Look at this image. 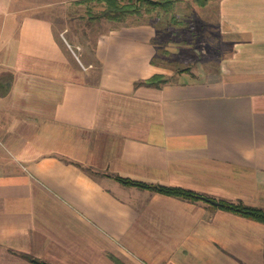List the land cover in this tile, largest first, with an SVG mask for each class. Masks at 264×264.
Masks as SVG:
<instances>
[{
	"label": "crops",
	"instance_id": "obj_1",
	"mask_svg": "<svg viewBox=\"0 0 264 264\" xmlns=\"http://www.w3.org/2000/svg\"><path fill=\"white\" fill-rule=\"evenodd\" d=\"M217 2L210 65L182 71L153 20L0 0V264H264V223L217 207L264 209V0Z\"/></svg>",
	"mask_w": 264,
	"mask_h": 264
},
{
	"label": "rangeland",
	"instance_id": "obj_2",
	"mask_svg": "<svg viewBox=\"0 0 264 264\" xmlns=\"http://www.w3.org/2000/svg\"><path fill=\"white\" fill-rule=\"evenodd\" d=\"M134 1L140 4V0ZM171 4L172 10L159 7L152 13L146 12V7H141V12L130 16L131 19L125 23L153 20L158 26L160 51L164 50L161 57L176 70H194L202 63L210 65L207 56L211 40L217 33V0H207L206 5L198 4L196 0H172ZM92 12L94 19H97L100 13ZM107 21L110 22H107V26L124 23ZM166 49L169 53H165Z\"/></svg>",
	"mask_w": 264,
	"mask_h": 264
},
{
	"label": "trees",
	"instance_id": "obj_3",
	"mask_svg": "<svg viewBox=\"0 0 264 264\" xmlns=\"http://www.w3.org/2000/svg\"><path fill=\"white\" fill-rule=\"evenodd\" d=\"M86 3H96L105 6L103 12H101L96 18H106L113 22H127L130 16L137 15L141 12V7H146L145 11L152 13L153 10L162 7L172 10L173 6L171 4L172 0H140V4L134 0H80ZM200 5H206L207 0H196ZM148 84L160 86L162 83L167 82V78L163 74H156L149 80L144 81ZM123 184L128 186H136L143 189L151 190L152 192L163 193L175 197H179L192 202H198L207 199L204 194L197 191L186 189L178 186H168L163 184H151L142 182L139 180H133L130 178H125L121 176H116ZM218 208L239 214L241 216L254 219L264 223V209L248 206L243 202H232L227 200H220L217 205ZM28 261L33 264H50L40 258L34 257L32 255H23ZM118 264H124L117 260Z\"/></svg>",
	"mask_w": 264,
	"mask_h": 264
},
{
	"label": "water",
	"instance_id": "obj_4",
	"mask_svg": "<svg viewBox=\"0 0 264 264\" xmlns=\"http://www.w3.org/2000/svg\"><path fill=\"white\" fill-rule=\"evenodd\" d=\"M213 203L217 204V202L215 200H211Z\"/></svg>",
	"mask_w": 264,
	"mask_h": 264
}]
</instances>
